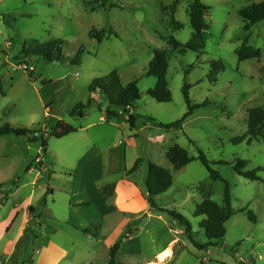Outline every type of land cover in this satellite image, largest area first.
Segmentation results:
<instances>
[{
  "label": "rangeland",
  "instance_id": "1",
  "mask_svg": "<svg viewBox=\"0 0 264 264\" xmlns=\"http://www.w3.org/2000/svg\"><path fill=\"white\" fill-rule=\"evenodd\" d=\"M174 1L107 0L104 7L92 11V3L83 0H0V75L4 90L0 94V126L7 123L36 129L37 136L61 121L78 127L87 121L84 116L98 117L109 106L97 90L93 97L100 108L93 103L84 109L83 117L70 115L77 103L86 102L88 86L94 79L116 70L122 84L135 80L141 94L130 112L136 118L135 126L127 121L128 111L112 119L124 131L114 149L121 161L115 162L112 172L118 176L141 157L138 169L127 175L141 187L144 196L147 161L170 169L172 184L156 196L155 202L186 219L192 240L186 226L167 212L153 209L147 216L130 217L120 213L113 199L104 203L106 209L103 205L106 223L101 232L93 224L89 225L94 234L91 236L74 228L67 223V193L55 189L53 197L43 194L48 173H41L36 184L34 177L44 162L53 170L50 187L59 186L60 178H66L65 163L75 159L80 149L71 144L75 149L69 153L67 139L46 134L43 149L40 137L29 140L27 135L10 133L0 136V189L4 190L0 199V264H108L109 248L118 240L117 264L156 261L157 252L169 244L172 256L169 253L163 264H264V182L246 179L233 168L237 158L245 159L247 170L263 167L258 175L264 179V137L234 142L246 135L249 109L264 110V20L247 31L243 28L246 20L240 15L241 10L263 0H201L209 7L204 14L209 27L203 32L201 52H180L183 46L174 49L170 44L173 37L185 45L192 33V0H178L174 13L181 23L178 29L169 17ZM102 28L106 33L101 41L89 37L90 30ZM54 40L63 41L56 45L60 46L56 48L60 60L23 56V49ZM245 41L260 50L259 58L238 59L236 49ZM154 49L168 52L166 79L171 100L166 103L146 94L155 85L154 77L146 74ZM78 54L80 61L73 64ZM214 62H220L222 68L211 80ZM184 87L189 88L191 103L198 107L181 128L166 130L148 119L162 124L179 120L187 110ZM174 144L194 158L198 150L204 152L220 178L212 179L197 159L173 169L165 152ZM37 157L42 158L39 164ZM29 165L33 172H27ZM70 171L73 173V168ZM225 183L230 189L233 214L225 224L224 238L199 249L196 243H205L207 238L195 208L209 192L210 199L222 204ZM30 196V203L39 208L36 213L41 216L42 227L32 218L18 237L26 211L23 204ZM41 203L46 205L39 207ZM248 212L253 213L254 220Z\"/></svg>",
  "mask_w": 264,
  "mask_h": 264
},
{
  "label": "trees",
  "instance_id": "2",
  "mask_svg": "<svg viewBox=\"0 0 264 264\" xmlns=\"http://www.w3.org/2000/svg\"><path fill=\"white\" fill-rule=\"evenodd\" d=\"M86 3H92L91 10H96L98 8H102L106 5L107 0H83ZM178 0H175L170 8H169V17L172 25L175 29L181 27V23L177 21L174 17L175 9L177 7ZM113 4H109V7H112ZM209 10V7L204 5L201 0H192L189 4V20L192 28V33L185 45H181L175 38H170V44L174 49L179 48L180 52L185 49L192 50L195 52H201L204 47V39L203 32L208 29V24L205 21L204 14ZM240 15L246 20L243 28L245 30H249L253 24L264 20V0L258 3H253L246 7L245 9L240 11ZM106 33V29L102 28L99 30L92 29L89 31L88 35L90 38L95 39L97 41H101L104 34ZM109 34H113L112 30H108ZM63 43L62 40H54L48 43L38 44L34 47H29L23 49V56L26 57L28 55H38L44 60L53 61L60 60L62 58L61 54L56 51V48L60 46H56ZM81 52V51H80ZM236 53L238 59L245 60L250 58H259L260 50L253 48L246 44V41L236 49ZM80 54L76 55L73 64H77L80 61ZM222 68V64L220 62H214L212 65L210 79L215 80L217 72ZM168 69V52L162 49H154L152 58L148 64L146 74L149 76H153L155 79L154 87L149 88L146 91V94L151 98L155 99L159 103H166L171 100L170 89L168 85V81L166 79ZM188 87H184V98L187 104V110L183 114V116L172 123L162 124L156 122L154 118L148 117L155 125L161 126L166 130L172 128H181L183 121L192 114L195 107H198V104H192L188 94ZM99 90L108 101V108L106 109L107 119H112L119 117V110H125L127 107L133 105L135 101L140 99L141 94L136 85V81H130L127 84H122L120 77L116 70L111 71L107 75L94 79L88 86L89 96L85 103H77L74 108L70 111L71 116L79 115L84 116V109L96 103L95 98L93 97V93ZM0 94H4L3 84H2V76L0 75ZM207 102L200 104L205 105ZM100 108V103H96ZM131 127L135 126L136 118L133 114H130L127 118ZM77 127L72 125L59 122L56 127H52L50 130H43L41 136H34V133H39L36 129H30L28 127H16L11 126L7 123L0 126V136L13 133L17 136L27 135L29 140H36L40 137V143L43 149L46 147V139L44 134L47 136H54L56 138H62L70 133L76 132ZM32 134V135H31ZM264 137V110L261 107H253L248 111V119H247V132L246 135L239 136L234 139L235 143L242 142L246 139L250 142L252 139H256L259 137ZM165 156L168 161L171 163L172 168L177 170L188 163H190L193 159H197L200 163L209 171L212 179L217 180L220 178L219 173L211 167V162L208 160L204 152L198 150V155L194 158L190 156L187 150L178 144H174L169 146L166 149ZM142 158H137L133 163L132 167L127 170V173H132L138 169V166L142 162ZM247 165V160L237 158L233 164L234 171L249 180H257L264 182L258 172L263 169V167L259 166L253 168L251 170L245 169ZM172 173L170 169L163 168L151 161H147L146 164V174L144 177V187L145 193L144 198L149 203L152 209H156L159 211L167 212L169 215L173 216L177 219L181 224L186 226V233L189 239L192 240L191 236V227L186 219L174 210H166L160 208L156 202L155 198L157 195L166 192L171 184H172ZM194 214L196 216H201L202 219L199 222L200 227L203 228L204 234L207 238V242L205 243H196V246L199 249H207L209 246L214 245L216 243H220L225 235V224L232 216L233 211L231 208V194L230 189L227 183H225V188L223 192L222 204H218L217 202L210 199V192L207 197H205L195 208ZM248 216L251 220H254L255 217L252 212H248ZM95 226V230H98V225L93 224ZM85 233H90L91 228L87 227L83 230ZM121 241L118 240L109 248V259L108 264H117L116 257L120 249Z\"/></svg>",
  "mask_w": 264,
  "mask_h": 264
},
{
  "label": "crops",
  "instance_id": "3",
  "mask_svg": "<svg viewBox=\"0 0 264 264\" xmlns=\"http://www.w3.org/2000/svg\"><path fill=\"white\" fill-rule=\"evenodd\" d=\"M132 106L127 107L125 110H119V116L127 111L130 115ZM84 117L87 121L83 125H79L76 132L62 137L67 139V143L70 146L69 153L76 147L80 149L77 150L78 154L76 157L74 156L75 159H72L69 163H65L63 167L65 169L64 177L66 178H60L62 182L59 186L50 187V178L53 170L51 171V169L47 168V164L43 162L41 164L43 165L42 167L40 166L39 168L38 166L39 174H36L37 178L34 177L35 184L40 179L41 173H48L49 178L44 185L43 194L51 193L53 197L55 189L64 190L68 197L66 203L67 223L73 225L76 229H80L82 232L87 226L89 227V225L94 223L98 225L99 232L102 231V226L106 223L103 215L105 211L102 208L104 205V209H106L107 205L104 203H107L111 199H113L120 213L135 218L149 215L153 209L144 198L141 187L128 178L127 170H124L123 173L119 172L118 176H115V173L112 172L115 162L120 164L121 161V156L116 154L114 149H117V143H120V134L124 136V131L120 130V123L112 121V119H118L119 117L107 119L106 111L105 113L101 111V115L98 117ZM56 125L52 127H56ZM126 143L130 146L133 145V143L130 144L129 140ZM71 144H75V148L71 147ZM125 152L126 149H123V158L125 157ZM107 161L109 162V166ZM110 166L113 167L111 170L108 169ZM71 168H73V173L70 171ZM27 170V172H33V168L30 165L27 167ZM51 188H53V191H51ZM52 201L55 203L54 199ZM30 202L31 196L23 204L26 211L19 226L18 237H22L26 226L32 218H34L39 227H42L39 221L41 216L39 213H36L39 208ZM42 205H46V203H41L39 207ZM98 205L100 209L97 207ZM19 207H16L14 211ZM18 213L19 210L15 213L14 217ZM12 217L13 214L9 220ZM85 234L94 235L91 232ZM168 249L172 256V247L169 244L157 252L156 261H148L144 264H163L169 258L162 262L158 260V256Z\"/></svg>",
  "mask_w": 264,
  "mask_h": 264
},
{
  "label": "bare ground",
  "instance_id": "4",
  "mask_svg": "<svg viewBox=\"0 0 264 264\" xmlns=\"http://www.w3.org/2000/svg\"><path fill=\"white\" fill-rule=\"evenodd\" d=\"M170 253V250H165L163 253H161L159 256H158V260L160 261H163L167 258L168 254Z\"/></svg>",
  "mask_w": 264,
  "mask_h": 264
},
{
  "label": "built area",
  "instance_id": "5",
  "mask_svg": "<svg viewBox=\"0 0 264 264\" xmlns=\"http://www.w3.org/2000/svg\"><path fill=\"white\" fill-rule=\"evenodd\" d=\"M34 136H37L38 135V133H34L33 134ZM40 160H41V157H37L36 158V163L37 164H39L40 163ZM43 165H41V167H42ZM39 168H40V166H39ZM4 190L3 189H0V199L2 198V197H4V192H3Z\"/></svg>",
  "mask_w": 264,
  "mask_h": 264
}]
</instances>
